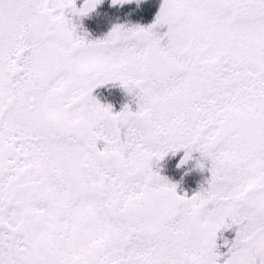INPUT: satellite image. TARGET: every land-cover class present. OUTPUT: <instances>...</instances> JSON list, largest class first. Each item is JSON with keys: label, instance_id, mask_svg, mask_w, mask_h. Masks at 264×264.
<instances>
[{"label": "snow or ice", "instance_id": "6c2138e0", "mask_svg": "<svg viewBox=\"0 0 264 264\" xmlns=\"http://www.w3.org/2000/svg\"><path fill=\"white\" fill-rule=\"evenodd\" d=\"M101 2L0 0V264H264V0H161L89 39ZM180 150L191 195L160 172Z\"/></svg>", "mask_w": 264, "mask_h": 264}, {"label": "trees", "instance_id": "16d2710c", "mask_svg": "<svg viewBox=\"0 0 264 264\" xmlns=\"http://www.w3.org/2000/svg\"><path fill=\"white\" fill-rule=\"evenodd\" d=\"M82 2L83 0H77L78 5ZM160 3L161 0H139V3L137 0H131V3L113 5L111 0H102L94 11L76 21L80 24L78 31H87L89 39H96L102 38L116 23L147 25L153 21ZM93 94L97 95L102 102L112 103L116 111L120 110L123 103L131 100V97L126 96L123 89L116 84L102 85L94 89ZM196 156L198 153H193L194 158L190 159L191 164L180 168V170L169 166L166 171H160L170 181L177 183V192L180 194L187 192L191 195L193 191L199 189L208 175L206 169L201 170L196 166ZM234 235L235 233L231 229L218 234L217 244L220 251L227 250L225 239L231 241Z\"/></svg>", "mask_w": 264, "mask_h": 264}, {"label": "rangeland", "instance_id": "374dc122", "mask_svg": "<svg viewBox=\"0 0 264 264\" xmlns=\"http://www.w3.org/2000/svg\"><path fill=\"white\" fill-rule=\"evenodd\" d=\"M115 83H118V82H115ZM118 84H119V83H118ZM180 151H181V153H180V156H179V157H180V159H181V157L184 155V150H180ZM170 154H172V153H169V155H170ZM176 154H177V153H176ZM176 154H175V155H176ZM180 159L177 160V161L171 162L170 165H171L172 167H174V168L180 170V168H182V167H186V166H188V165L191 164V162H190V160H189V161L186 162L184 165L178 167L177 165H178Z\"/></svg>", "mask_w": 264, "mask_h": 264}]
</instances>
